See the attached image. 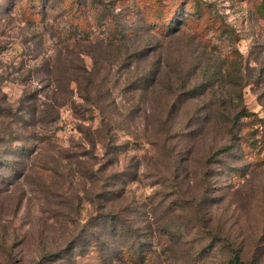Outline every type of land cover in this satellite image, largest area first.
Masks as SVG:
<instances>
[{
    "label": "rangeland",
    "instance_id": "obj_1",
    "mask_svg": "<svg viewBox=\"0 0 264 264\" xmlns=\"http://www.w3.org/2000/svg\"><path fill=\"white\" fill-rule=\"evenodd\" d=\"M86 71L107 136L70 82ZM4 108L0 145L24 156L0 163V264H133L92 240L108 211L139 264H264V0H0Z\"/></svg>",
    "mask_w": 264,
    "mask_h": 264
},
{
    "label": "trees",
    "instance_id": "obj_2",
    "mask_svg": "<svg viewBox=\"0 0 264 264\" xmlns=\"http://www.w3.org/2000/svg\"><path fill=\"white\" fill-rule=\"evenodd\" d=\"M30 2L34 6L37 7V2H39V0H30ZM80 4L81 3H79V1L76 4L78 6L77 7L78 10H81L79 8ZM32 15L40 16L39 18L41 19L43 17V15H41L40 13H35V9L33 10ZM70 82L76 85L77 90L81 94H83L84 99L90 103V105L94 108V110H96V112L100 116L101 128H99V130L102 134H104V136H107L108 134V130L106 127L107 109L106 107L103 106V104L99 103V98L102 97V94L100 92V87L98 83L94 79V76L91 74L90 71L89 72L86 71V73L84 75H81V77L79 75L72 74ZM45 107L46 108L39 109L37 111L35 109L36 113L38 114V117H35L36 118L35 120L39 124H44L47 120L56 121L59 118L57 113L53 110L52 106L45 105ZM2 111H5V108L0 109V113ZM35 111L33 110V112ZM7 112H10V110L6 109L5 115H7ZM16 116L17 114L13 115V118L15 120H16L15 118ZM254 117H255V114L253 113L241 111L233 118V120H237V121L244 120L247 122H253ZM258 122L261 125L262 123H264L261 120H258ZM239 127L242 128L241 125H239ZM167 131L168 130L165 128L163 133L166 135ZM236 132L239 133L240 135L236 136ZM230 138H231V141H235L234 146L237 145V147L242 149V151L244 152L246 148L243 147V144H245L246 147H250L248 148L249 154H252V153L254 154L258 152V150L260 149V146H262V142L257 141L255 138L251 139L250 141L249 137H243L242 129H239V130L237 129V131L231 132ZM258 144H259V147L257 146ZM229 148L230 147L228 148L226 147L224 151L222 152L227 151ZM10 153H19L20 155L24 156V147L13 148V147L6 146L2 143V145H0V163L2 164L1 165L2 167L10 166L9 162L6 159H4L5 158L4 156ZM236 171L237 170L234 168L230 172L232 175H235ZM129 212L130 211H127V215ZM120 214L121 213H117L114 211L113 212L108 211L105 214L95 217L94 219L95 228H100V229L98 233L93 234L94 238L92 240L93 242L95 241V244L98 248H101L100 251L102 254L109 252L107 259H105V261H108L109 263H113V262L126 263L124 259L126 255L125 253L127 252L126 250L131 251L129 253L131 256V262L133 264L142 263L144 260L143 250H140V243L138 242L139 237L136 234L135 228L131 226L130 224L127 225L126 223L129 221L126 218H123ZM231 253H233L231 255L232 259H230L227 262V264H247L241 260L238 254V251L231 250ZM44 258L45 257H41V260Z\"/></svg>",
    "mask_w": 264,
    "mask_h": 264
}]
</instances>
